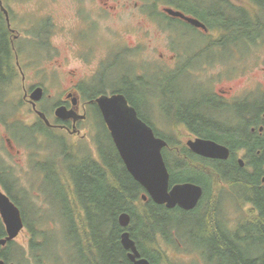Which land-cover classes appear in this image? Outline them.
Masks as SVG:
<instances>
[{"label":"flooded vegetation","instance_id":"obj_1","mask_svg":"<svg viewBox=\"0 0 264 264\" xmlns=\"http://www.w3.org/2000/svg\"><path fill=\"white\" fill-rule=\"evenodd\" d=\"M29 1L31 0H22V2L11 0L17 3L14 7L20 11H22L21 8L30 6ZM66 1L71 11L68 21L59 25L54 21L55 16L41 13L39 19L40 23L43 22L41 28L44 32L43 36L37 38L8 28L9 19L13 27L14 21L10 15L16 10L5 2H3L5 10L0 6V13L4 17L2 25L6 29L3 31L6 40L10 44L24 38L28 41L22 52H15L19 57V64L17 65L15 57L14 65L16 80L23 92L20 109L22 114L30 116L32 123L29 125L41 124L46 129L63 132L69 137L84 138L82 123L90 119L89 111L97 106V99H91L89 90L94 83H99V86L105 89L98 92L100 96L117 94L118 90L123 89L135 102L139 101V97H143L146 102L154 101L155 106L159 102L161 107H158L163 109L164 119H167L166 121L173 127L172 133L176 136L188 137L184 145L189 140L215 141L218 139L217 142L227 145L230 151L227 160L209 159L196 155L186 145L177 149L178 154L184 159L188 160L186 155L190 153L211 165L230 161L231 166L246 170L247 173L255 171L254 164H250L252 159H264V68H260L261 62L262 65L264 64V0H211L210 3L206 0H192L194 5L190 0L183 3L169 2V0H133L134 4L129 7L123 3L121 11L128 12L133 23L137 22L136 13L140 11V14L145 15V20H151L156 25L159 24V27L177 19L198 34L197 43L194 44L191 53L187 52L180 42L177 45L176 36L171 39L169 45L171 44L172 47L167 46L168 54H161L164 63V69L160 71L161 76H154L155 74L151 72L143 76L142 73L140 75L137 73L139 69L135 56H137L136 47L139 43L135 39H130V43L124 45L129 51L127 53H122L117 46L116 10L122 1L118 4L117 0ZM20 2L25 5L20 6ZM167 9L196 19L204 27H197L184 19L174 17L166 11ZM160 17L164 18L159 23ZM112 19L114 22L110 24L109 20ZM119 19L121 22L124 21L120 16ZM19 22L20 28L25 29L26 32L32 30V23L29 21ZM125 24L130 23L127 21ZM146 33L149 32L146 31ZM58 35L66 38L69 56L65 59L61 56V48L55 46L53 42L54 36ZM34 40L38 43V51L31 48ZM167 40L166 38L165 42ZM173 45L179 46V50ZM8 52L5 53L7 58H9ZM73 61L81 63V66L87 69L85 73H79L78 67L66 66L67 62ZM7 64L3 63L0 77V115H2L0 117V128H2L0 133V264H21L19 255H24L25 248L22 249L17 242L25 230L33 234L26 216L32 217L31 207L36 211V206L32 202L30 192L24 191L23 183L10 181L8 177L10 169L6 162L9 155H21V151L17 149L11 138L8 127L9 67ZM118 65L129 68L130 74L123 75L119 85L121 88H110L113 86L108 84L103 73L108 67L107 74L113 75L111 74L113 70L117 74ZM253 66L256 69L252 68ZM242 77L245 79H241ZM190 78L199 89L197 94L192 95L193 97L184 90L182 85L188 82L187 80L191 81ZM39 89L43 90L44 97L34 107L30 97ZM49 90L53 91V94L48 95ZM175 94L180 96L179 102ZM45 103L47 109L43 108ZM59 109L63 110L60 115L56 113ZM44 115L48 122L44 120ZM236 123L241 124L240 128ZM148 124L157 137L166 139L164 130L157 128L154 122H148ZM11 141L14 150L11 149ZM262 166L264 168V161ZM262 178L264 174L260 177L261 183ZM2 195L7 197L12 206L19 211L20 229L12 238L13 230L10 229L12 226L9 214L11 208L8 203L1 202ZM30 249L25 255L26 258L31 254ZM31 264L37 263L31 262Z\"/></svg>","mask_w":264,"mask_h":264},{"label":"rangeland","instance_id":"obj_2","mask_svg":"<svg viewBox=\"0 0 264 264\" xmlns=\"http://www.w3.org/2000/svg\"><path fill=\"white\" fill-rule=\"evenodd\" d=\"M34 1V2H33ZM119 1L122 3L119 4V8L116 10L117 12V46L122 51V53L129 52L126 50L127 43H130V39H135L137 41L138 46L136 47L137 56V68L138 74L142 73L146 75V73L151 72L155 74L154 76H161L162 71L164 69L163 59L161 58V54L167 55V46L169 45L171 39L176 36L177 45L179 42L182 44L183 48L186 49L187 52H193L194 44L197 43L198 34L194 33V30L183 24L181 21L175 19V21H169L168 24H163L162 27H159V24H155L151 20H145V15L143 13L140 14V11L136 13L137 22L133 23L130 18V14L128 12L121 11V6L123 3L130 5L134 4V1L131 0H117V4ZM188 2L187 0H169V2ZM195 1V0H193ZM190 0L191 4L194 5V2ZM211 0H206V2L210 3ZM22 2V0H21ZM19 3L20 6L25 5V3ZM7 4L11 5L16 12L11 13L12 20L14 21L13 27L18 32H24L27 36H34L35 38L43 36V22L40 23L39 15L41 13L50 14L54 17V21L59 23V25L68 21L69 13L71 12L68 7V2L66 0H59L58 2H51V0H31L28 3L30 6H25V8L20 9L15 8L14 4L11 0H6ZM12 9V10H13ZM35 10H39L36 12ZM119 16L123 22L120 21ZM143 18V22L141 20ZM164 17H160L159 23L162 21ZM38 19V21H37ZM19 21H29L32 23V30L26 32L25 29L20 28L21 23ZM37 21V22H36ZM129 21V25L125 24ZM114 20H109V23H113ZM167 23V22H166ZM28 24V23H27ZM169 25V27H168ZM31 26V25H30ZM5 27V26H4ZM4 27L0 22V30L2 32L1 35H4ZM148 31L149 33H146ZM31 33V34H30ZM166 38L168 39L165 42ZM25 39V38H24ZM20 39L18 41L19 52H22L28 43L25 39ZM4 40V41H3ZM2 43L5 44V41L8 43L6 38L2 37ZM53 42L55 46H59L61 48V56L62 58H66L69 56V51H67L68 47L66 45V38L64 36L58 35L54 36ZM35 49L38 51V43L32 41ZM170 47L171 44L169 45ZM175 49L179 50V46L173 45ZM6 48V46H5ZM4 48V49H5ZM55 51V50H54ZM53 51V52H54ZM39 58V57H38ZM135 62V63H136ZM66 63V62H65ZM252 63V62H251ZM66 66L68 68H79V73H85L87 70L85 67L81 66V63L67 62ZM252 68L256 69L255 66ZM260 68H264V64L260 65ZM130 69L127 67H122L120 65L117 66V74H115V70L112 71L111 74H107L108 67L105 68V72L103 76L107 78V82L110 88H121L119 86L122 81L123 75H129ZM188 76V75H187ZM211 78V77H207ZM220 79V76H218ZM241 79H245L242 77ZM191 81L183 83L184 90L189 95H195L199 92V89L196 87L193 79L190 78ZM246 83V82H245ZM244 83V84H245ZM99 83H94L93 87H90L91 94H97L104 89V87L99 86ZM93 88V90L91 89ZM195 88V89H194ZM18 84L13 85L12 89H10L11 96H9V105L7 107V115L9 116V128H10V136L13 139L16 146L22 151V155L12 156L9 155V158L6 162L15 173L14 176L18 178V180L23 183L24 188L28 189L34 194V200L32 201L36 206L37 210H40V218L41 223L38 225V230L42 233L43 240L45 242L44 246H41L40 249L45 250L44 255L41 257L40 264H69L71 256L73 255V244L71 243V236L69 233L70 226V217L68 216V212L65 211L64 207V180L60 178L57 180V176L54 174L53 178L46 179V176L39 170L34 169L39 165L40 162L34 163L36 161H41V163H47L48 166L51 164L53 168L51 171L57 168L59 161L62 160L61 155L66 147L64 146L65 139L66 144L70 148H73L72 155L75 154V151L79 148L82 152H86L87 148L90 149L93 153H96V141L95 139H100L103 136V142L107 146V137L104 136V125L102 123V119L97 111V108H92V119L87 120L85 123H82L83 133L85 135L84 138L79 136H68L67 134L56 131V130H47L42 133L39 130L29 131L25 128H22L23 125H29L32 123L31 118L27 114H22L23 112L17 106L14 109L16 101H20L23 96V92L20 93ZM53 91H48L47 94L51 95ZM55 95V94H54ZM157 96V95H155ZM177 101H180V96L174 95ZM153 100V97H151ZM18 101V102H19ZM138 101V100H137ZM154 102V101H153ZM147 102L143 99V97H139L138 105L139 111L142 117H148L150 120L154 122L157 128L160 130H164L163 133L170 137L173 133V127L164 119L161 115V111L157 109V107H161L159 102H157V106L155 103ZM43 104V103H42ZM50 105V104H48ZM43 108H48L47 104H44ZM94 114V115H93ZM149 115V116H148ZM2 115H0L1 117ZM238 128H240L241 124L236 123ZM18 126V129L13 132V129ZM93 126L95 129L93 130ZM2 128H0V133ZM13 134L11 135V133ZM94 133V137L91 136ZM174 135V134H173ZM176 136V135H175ZM178 141L176 143L181 144L185 143L188 140V137L185 136H176ZM63 142V147L62 143ZM82 141V142H81ZM82 143V145H81ZM79 144L76 148L75 145ZM77 158L71 157L69 158V162L76 160ZM49 173V172H47ZM251 173V172H249ZM46 174V173H45ZM36 184L37 188H34ZM207 191V195L209 194L208 200L217 192H218V215L219 221L221 225V230L228 236L230 232L238 225L248 214L251 206L250 204L245 205L242 204L240 199L243 200L246 195L245 190L239 187H233L224 183L220 188L216 191V185L214 182L209 185ZM215 192V193H214ZM243 196V197H242ZM31 203V200L29 201ZM208 202V201H207ZM207 202L202 206L199 214L197 216L184 214V213H173L169 216L168 222L169 225H172L174 236H172L170 242L162 241V249L165 252V255L170 259L169 261L173 264H221L222 258L219 257V250H226L221 244L213 241V238L209 236L210 232L205 227V218L204 212L207 209ZM30 206V205H29ZM32 212L31 215H34V211L31 207ZM39 214V212L37 211ZM32 234L25 230L22 237H20L17 244L22 246V249L25 250L24 255H19V263L21 264H31L30 260L31 255L26 258L25 255L29 252L31 241L33 237ZM186 242V243H185ZM29 244V245H28ZM206 258H212L210 263H206L203 260V255ZM217 254H216V253ZM214 257V259H213ZM206 258H204L206 260ZM18 259V256H16ZM72 264V263H71Z\"/></svg>","mask_w":264,"mask_h":264},{"label":"trees","instance_id":"obj_3","mask_svg":"<svg viewBox=\"0 0 264 264\" xmlns=\"http://www.w3.org/2000/svg\"><path fill=\"white\" fill-rule=\"evenodd\" d=\"M2 20L0 14V22ZM1 34L0 30V77L3 63L5 65L8 63V83L11 86L15 77L11 45L6 41L5 44L2 43V37H6ZM7 52L9 58L5 55ZM120 92L127 96L126 98L136 110L139 109L138 102L129 98L131 95L126 90L122 89ZM138 113L140 116L139 110ZM104 132L108 143L105 146L101 136L102 138L97 141V155L88 149L82 152L78 148V151L73 154L76 160L68 162L70 156H67L65 152L64 160L59 161L58 167L53 171L51 168L47 169L45 164L41 165L42 170H47L44 171L46 179L53 178L55 174L57 180L61 178L67 183L64 186L65 198L63 199H65L64 207L69 209V216H71L69 236L73 244V255L68 260L69 264H133L128 258V253L121 246L123 229L118 221L123 213L131 217L129 234L136 241L144 258H147L151 264H173L165 255L161 245L162 241L170 242L174 236L171 232L172 225L166 223L169 216L173 213L197 216L202 205H205L207 201V209L203 217L205 227L213 241L216 240L226 248V250H219L217 254L222 258V263L264 264V185L260 182V177L264 174L263 158L252 159L250 164H254L256 172L249 174L246 170L231 166L230 161L211 165L190 153L186 155L189 159H184L175 151L174 145L171 146L173 151L166 150L164 153L163 158L170 172L171 185L196 182L207 192V187L214 182L216 191L222 183L232 188L239 187L245 190L246 195L242 204H250L251 208L246 217L227 236L221 230L220 221L217 218L219 191L217 194L214 192L215 194L209 200V195H205L199 207L192 212H184L178 208L168 210L164 206L156 205L150 199L144 202L140 196L144 193L143 187L127 172L105 126ZM32 227L34 241L31 244L30 257L40 264L46 250L40 248L45 242L41 237L42 233L38 230V225L35 223V229L33 224ZM204 254L203 252L201 254L203 260L210 263L212 258H206Z\"/></svg>","mask_w":264,"mask_h":264},{"label":"water","instance_id":"obj_4","mask_svg":"<svg viewBox=\"0 0 264 264\" xmlns=\"http://www.w3.org/2000/svg\"><path fill=\"white\" fill-rule=\"evenodd\" d=\"M167 12L175 17H180L198 26L203 25L194 19L173 10ZM42 91H36L32 99L39 100ZM110 135L117 148L121 160L124 161L128 172L143 186L146 195L157 205H165L168 209L176 207L185 211H191L199 204L203 189L193 183L177 184L170 187V175L164 159L162 149L167 143L157 138L145 122L138 117L137 111L131 106L124 95L118 94L112 97L103 96L97 100ZM62 109L57 111L60 115ZM196 154L212 159L226 160L230 151L227 147L214 141L197 139L187 144ZM264 179V178H263ZM143 199L147 200V196ZM2 203H8L10 211V227L13 230L11 238L15 237L20 229L19 211L12 206L9 200L2 196ZM130 216L123 214L119 218L122 227L127 228L130 224ZM122 246L128 251V258L133 264H151L146 258H142L135 241L128 231L122 233Z\"/></svg>","mask_w":264,"mask_h":264},{"label":"bare ground","instance_id":"obj_5","mask_svg":"<svg viewBox=\"0 0 264 264\" xmlns=\"http://www.w3.org/2000/svg\"><path fill=\"white\" fill-rule=\"evenodd\" d=\"M236 25V24H235ZM195 89V88H194ZM201 89V88H200ZM202 95V94H201ZM188 96V95H187ZM193 97V96H192ZM197 99V98H196ZM188 100V99H187ZM186 100V101H187ZM198 100V99H197ZM205 100V99H204ZM185 101V100H184ZM185 105V104H184ZM193 106V105H192ZM206 106V105H205ZM199 108H201V107H199ZM191 110V109H190ZM194 111V110H193ZM201 128V127H200ZM236 161V160H235ZM243 197V196H242ZM206 210V209H205ZM217 229V228H216ZM216 253V252H215ZM217 254V253H216ZM213 259H214V257H213ZM223 264V263H222Z\"/></svg>","mask_w":264,"mask_h":264}]
</instances>
